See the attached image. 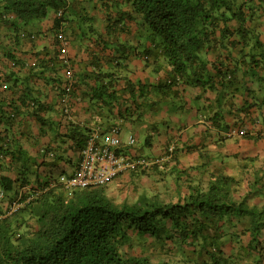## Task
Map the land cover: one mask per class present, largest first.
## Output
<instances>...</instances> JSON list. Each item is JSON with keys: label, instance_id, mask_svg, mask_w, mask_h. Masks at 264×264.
<instances>
[{"label": "trees", "instance_id": "obj_1", "mask_svg": "<svg viewBox=\"0 0 264 264\" xmlns=\"http://www.w3.org/2000/svg\"><path fill=\"white\" fill-rule=\"evenodd\" d=\"M81 2L85 6L78 8ZM94 2L0 0V24L12 29L17 41L22 34H38L41 24L52 18L58 64L65 67L66 75L59 87V104L68 123L73 118L75 72L74 87L65 102L66 72L73 66L69 55L70 64L65 62L59 46L63 35L70 47L68 28L73 32V44L89 39L91 57L87 66L91 70L88 73L85 67L84 72L96 77L92 89L101 107L120 102L127 93L128 98H123L138 104L137 100L151 88L117 75L134 53H152L149 57L157 65L160 61V67L165 64L169 68L163 80L152 85L162 96H170L180 86L213 91L229 88L240 80L241 71L244 76L260 77L264 68L256 64L262 59L247 62L235 56L264 55L261 33L252 26L256 16L264 19V0H102L100 6ZM95 8L101 16H91ZM132 22L138 26L142 50L123 38ZM147 42L151 46H145ZM108 65L111 69L106 68ZM122 80L126 84L121 88ZM2 87L6 90L9 86L3 83ZM43 108L39 105L36 111ZM16 115L13 112L10 118ZM40 120L45 123L44 118ZM116 126L124 135L121 124H111L105 132ZM81 131L75 125L66 135L79 148L80 161L92 130ZM134 137L136 142L130 145L129 138L126 143L123 136L120 150L133 154L128 149L136 145ZM171 146L172 157L164 163L129 173L134 188L129 181L126 186L112 187L119 177L70 193L58 184L50 186V181L60 175L53 173L44 182L32 185L40 194L18 212L0 219V264H264V174L259 169L244 196H237L240 181L236 177L219 174L205 191L198 188L179 196L178 201L168 190L153 194L143 186L137 197L134 177L149 175L155 168L174 162V143L162 155L153 157L169 155ZM44 152L56 155L54 147H46ZM18 182L22 186L31 183L26 175L19 176ZM2 183L6 191L14 189L11 179L3 178Z\"/></svg>", "mask_w": 264, "mask_h": 264}, {"label": "crops", "instance_id": "obj_2", "mask_svg": "<svg viewBox=\"0 0 264 264\" xmlns=\"http://www.w3.org/2000/svg\"><path fill=\"white\" fill-rule=\"evenodd\" d=\"M101 2L95 0L94 4L100 6ZM84 6L81 2L77 7ZM90 14L101 16L96 8ZM255 19L252 26H256L264 41V19L259 16ZM52 25L51 18L41 24L38 34L32 37L22 34L23 38L17 41L12 29L0 24V190L6 191L3 178L14 181V189L6 191L9 198L0 201V211H4L22 186L16 183L19 176H28L30 184L35 185L44 182L49 174L75 171L80 151L70 136H66L73 132L75 125L83 132L85 128L97 127L105 131L111 124H121L126 143L131 135L137 138L134 148L128 149H133L136 155L159 156L169 145L176 144L174 162L155 168L149 175L134 177L137 197L139 187L143 186L153 194L168 190L174 201H178L179 196L189 195L198 188L205 191L214 175L219 174L236 177L240 181L237 196H244L255 171L259 169L264 174V68L260 77L244 76L241 71L240 80L229 88L213 91L201 86H180L170 96H162L152 85L159 84L169 68L165 64L160 67V61L157 65L149 57L152 53L149 56L134 53L117 70V75L151 88L137 100L138 104L133 99L125 100L127 93L120 102L101 107L102 104L95 102L97 96L92 89L96 77L84 72L85 67L88 73L91 70L87 66L91 57L87 50L89 39L73 44V32L68 28L69 56L76 81L73 118L68 123L59 104V87L66 79L65 67L58 64ZM130 27L123 34L124 40L142 50L137 24L132 22ZM145 46H151V42ZM235 56L247 62L262 59L256 64L264 65V55L260 53H236ZM3 83L9 86L6 90ZM119 83L122 88L126 81ZM39 105L44 108L36 111ZM13 112L17 115L10 118ZM40 118L45 119L44 124ZM240 131L245 134H239ZM142 138L143 144H138ZM46 147H54L56 155L46 154ZM120 178L118 182L132 180L130 174Z\"/></svg>", "mask_w": 264, "mask_h": 264}, {"label": "built area", "instance_id": "obj_3", "mask_svg": "<svg viewBox=\"0 0 264 264\" xmlns=\"http://www.w3.org/2000/svg\"><path fill=\"white\" fill-rule=\"evenodd\" d=\"M59 46L61 48V55L69 65V46L67 39L63 35H60ZM66 74L68 84L66 85L67 93L64 95V101L68 102V98L74 87L73 68L69 67ZM239 134H245V131H240ZM122 137V129L117 126L112 127L107 132L99 127L93 129L87 146L82 150L81 161L75 171L72 174L63 173L58 175L57 178H54L56 180L50 181V186L58 184L71 193L75 189L105 185L137 169L148 170L172 157L173 146L169 149L171 152L167 156L140 157L130 154L120 150ZM128 142L130 145L135 144V137L131 136ZM51 179L49 177L48 180ZM18 191L10 199L4 211H0V219L18 212L41 192L40 190H36L31 184L21 187ZM7 197V192L0 190V201Z\"/></svg>", "mask_w": 264, "mask_h": 264}, {"label": "rangeland", "instance_id": "obj_4", "mask_svg": "<svg viewBox=\"0 0 264 264\" xmlns=\"http://www.w3.org/2000/svg\"><path fill=\"white\" fill-rule=\"evenodd\" d=\"M143 140H144V138H142L141 141H140L141 143L138 142V144H143ZM129 152H134V150L131 149V150H129ZM146 154H150V151H146ZM127 181H129L128 184H129L132 188L135 187V183L132 182V180H123V181H120V182L116 181V182H113V184H111V185H112V187H114V188H117V187H123V186H126V185H127ZM134 197H135V196H131V198H134Z\"/></svg>", "mask_w": 264, "mask_h": 264}]
</instances>
